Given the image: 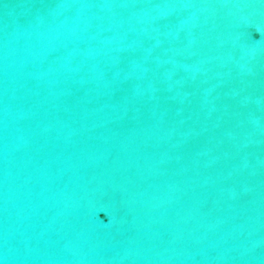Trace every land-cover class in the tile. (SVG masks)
<instances>
[{
	"label": "water",
	"instance_id": "obj_1",
	"mask_svg": "<svg viewBox=\"0 0 264 264\" xmlns=\"http://www.w3.org/2000/svg\"><path fill=\"white\" fill-rule=\"evenodd\" d=\"M0 264H264V0H0Z\"/></svg>",
	"mask_w": 264,
	"mask_h": 264
}]
</instances>
